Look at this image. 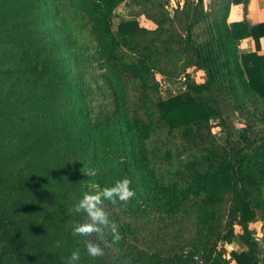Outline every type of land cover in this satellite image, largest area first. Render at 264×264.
Segmentation results:
<instances>
[{
	"label": "trees",
	"instance_id": "trees-1",
	"mask_svg": "<svg viewBox=\"0 0 264 264\" xmlns=\"http://www.w3.org/2000/svg\"><path fill=\"white\" fill-rule=\"evenodd\" d=\"M126 1L0 0L20 28L0 54V264H66L74 250L78 264H200L139 249L127 219L161 228L191 221L194 252L225 227V241L237 237L246 250H219L207 264H264L250 229L256 218L264 224V20L227 21L231 5L248 0H182L180 32L167 14L154 29L134 18L114 26ZM8 18L0 12V21ZM206 20L208 38L198 41L194 28ZM245 38L254 51L240 53ZM189 67L204 81L190 79ZM155 72L181 75L183 90L163 97ZM223 106L241 127L229 125ZM212 121L225 131L222 143ZM177 136L181 148L173 149ZM16 173L30 182L43 224L17 194ZM125 177L135 192L126 204L102 199L120 239L108 231L104 255L89 257L84 241H99L73 235L87 218L74 208Z\"/></svg>",
	"mask_w": 264,
	"mask_h": 264
},
{
	"label": "rangeland",
	"instance_id": "rangeland-1",
	"mask_svg": "<svg viewBox=\"0 0 264 264\" xmlns=\"http://www.w3.org/2000/svg\"><path fill=\"white\" fill-rule=\"evenodd\" d=\"M181 2L182 0H155L154 7L150 6L149 4L144 7L136 5L131 0H127L115 9L114 26H116L118 21H120L121 19L129 20L134 18L139 21L141 26L146 27L148 29H154L156 27V21L159 20L158 18H160L162 14H167L170 17H174L176 14L175 10L179 6L178 3ZM0 12L5 13L9 17L7 20L2 19L0 21L1 54L3 45H5L6 41L10 40L11 38H16V34H18L20 28L18 24L19 20H17V17H12V15H16L14 13V9L7 7L6 3H0ZM208 22V20L201 22L194 28V36L198 41H204L208 38ZM173 27H175V30L180 32V24L175 19V17L173 20ZM173 45L174 47L177 46L175 43H172V46ZM239 51L240 53H243L242 50ZM3 66L4 65L0 61V71L2 70ZM187 71L190 73V79H192L196 83H201L204 81L205 75L203 71L198 70L195 67H189ZM155 77L159 82L160 92L163 97H167L170 94H175L183 90L184 80L182 79L181 75H163L159 72H155ZM223 112L229 125H233L236 128L241 127L242 120H240V117L237 114L231 112V110L226 106H223ZM212 124V135L218 143H222L224 137L226 136L225 131L223 130V128H221V126L218 125L217 121H212ZM162 134L165 135V131ZM172 141L176 143L173 146L174 149L175 146L180 144L179 136H177L176 138H172ZM158 146H160V143H158ZM179 158L180 160H186V153L183 154V152H181ZM174 160L176 161V163L180 161L178 160L177 155H174ZM13 183L16 184L17 194H21L22 192H24V194L27 195L28 198L22 195V197L26 201V208L29 209L30 212L34 211V209H36V198H33L31 196L33 190L30 188V182L27 181V177L25 176V174L19 175V173H16L13 177ZM228 210L229 203L225 202L222 206V212L224 214L225 222L227 221ZM45 219H47L45 214L42 212V210L38 209V213L34 217L32 222L37 225L43 224ZM143 220L144 219H140L138 221L133 219H127L126 221L131 226V228L130 226L128 227L131 231L129 239H131V241L134 242L135 246L139 249L150 250L158 248L160 251H162L164 255L184 253L185 255L190 256L194 259L195 257H197L198 260L196 261L200 263L199 261L201 260L202 264H207V255L211 254L214 256L219 250H246L245 245H243L237 237H234L231 243H227L224 238L225 227H222L212 235V237L204 247H201L199 250L194 252V249H192L193 247L191 240L193 232L191 221L185 223L173 222L171 225H169V227L161 228L159 227V223L157 222L153 224L152 222L147 223ZM250 229L252 230V233L254 234L255 238L257 239V242L259 243V255L261 256L264 250V224L259 218H256L250 223ZM239 230V227L236 226L235 232L239 233Z\"/></svg>",
	"mask_w": 264,
	"mask_h": 264
},
{
	"label": "clouds",
	"instance_id": "clouds-1",
	"mask_svg": "<svg viewBox=\"0 0 264 264\" xmlns=\"http://www.w3.org/2000/svg\"><path fill=\"white\" fill-rule=\"evenodd\" d=\"M130 184V179L125 177L117 180L113 186L103 188L99 194L85 193L76 204L74 210L85 213L87 218L83 223L73 224V235L82 237L95 235L97 241H99V243L93 240L84 241L85 250L89 257L98 258L104 255V249L100 244L103 243L105 246H109L106 238L108 231L113 235V242L120 239L118 226L109 220L108 214L102 207V199L109 200L112 203L119 200L126 204L135 195L134 190L130 188ZM79 259V250H74L66 264H78Z\"/></svg>",
	"mask_w": 264,
	"mask_h": 264
},
{
	"label": "crops",
	"instance_id": "crops-1",
	"mask_svg": "<svg viewBox=\"0 0 264 264\" xmlns=\"http://www.w3.org/2000/svg\"><path fill=\"white\" fill-rule=\"evenodd\" d=\"M228 22L246 19L253 25L264 20V0H248L244 4H233L229 9ZM239 50L250 52L255 50L254 42L251 38H245L240 42ZM264 53V42L261 40V50Z\"/></svg>",
	"mask_w": 264,
	"mask_h": 264
},
{
	"label": "built area",
	"instance_id": "built-area-1",
	"mask_svg": "<svg viewBox=\"0 0 264 264\" xmlns=\"http://www.w3.org/2000/svg\"><path fill=\"white\" fill-rule=\"evenodd\" d=\"M195 260H198V258H197V257H195ZM199 262L202 264V261H201V260H200Z\"/></svg>",
	"mask_w": 264,
	"mask_h": 264
}]
</instances>
